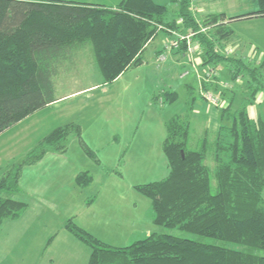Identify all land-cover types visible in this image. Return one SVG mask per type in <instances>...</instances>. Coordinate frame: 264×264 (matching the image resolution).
<instances>
[{"label":"trees","instance_id":"1","mask_svg":"<svg viewBox=\"0 0 264 264\" xmlns=\"http://www.w3.org/2000/svg\"><path fill=\"white\" fill-rule=\"evenodd\" d=\"M256 1L258 8L249 12L231 16L211 12L199 17L193 0H172L178 4L173 14L168 4L157 0H121L117 6L68 0H0V133L57 99L54 77L58 63L69 59L75 49L91 45L103 81L108 83L141 65L146 45L161 30L170 37V30L192 31L193 40L202 47L198 78L187 83L190 97L186 112L165 121L162 147L170 172L135 187L151 199L154 223L243 248L158 232L116 246L69 218L65 227L90 248L87 264H264V254L258 252L264 250V117L250 112L257 95L264 94V54L256 64H250L221 49L236 32L233 21L264 17V0ZM178 49L181 52H174L176 55L187 54L186 40ZM221 66L227 69L224 75L233 87L223 81ZM172 86L153 90V104L177 102L180 93ZM207 92L228 101L220 108L217 130L204 122L206 110V114L197 111L198 101L209 104ZM238 92H243L242 100L236 104ZM195 113H201L204 121L200 120V140L193 147ZM71 134L96 157L80 124L70 122L54 128L0 176V226L28 209L27 201L9 195L21 191L24 168L49 152L66 151ZM92 180L87 170L76 176L82 188Z\"/></svg>","mask_w":264,"mask_h":264},{"label":"rangeland","instance_id":"2","mask_svg":"<svg viewBox=\"0 0 264 264\" xmlns=\"http://www.w3.org/2000/svg\"><path fill=\"white\" fill-rule=\"evenodd\" d=\"M159 1L168 4L171 14L178 8V4L172 0ZM258 6L256 0H193V10L199 17L211 12H225L231 16L255 10ZM182 21V18L178 19V22ZM232 24L237 32L224 42L221 49L256 64L264 54V17L243 19ZM163 28L160 26V29ZM170 32L171 37L165 31H159L145 57L151 54V58L162 41L165 51L179 48L180 45L175 47L171 42L179 34L185 33L177 30ZM71 52V57L64 63L70 66L71 62L76 61L84 62V65L81 70L79 66L69 67L75 73L73 79L61 75L58 81L62 83H59L56 95L65 96L0 133V176L50 131L70 122L81 125L82 136L96 157L87 153L77 135L71 134L66 151L49 153L38 167H32L31 170L42 169L32 175L33 193H9L10 196L26 200L29 206L21 217L6 219L0 226V264H87L90 248L65 227L69 218L116 246L129 245L152 232H158L242 249L243 246L234 242H223L179 227L154 223L151 199L135 187L139 183L162 179L170 172L162 147L167 134L166 125L163 124L166 118L162 109L152 106V91L172 84L173 89L179 91L180 99L169 108L174 114L185 113L190 95L187 85L183 83L191 77L188 75H192V72L180 71L175 64L176 72L169 73L168 82H164L159 73L163 72V66L171 58L165 54L164 60L159 56L160 65L156 64L158 68L154 71L151 60L146 58L148 63L144 66L132 67L112 82L99 83L96 81L103 77L91 45ZM226 70L222 71L223 78H227L223 81L230 82L229 77L224 75ZM182 73L187 75L183 77ZM195 74L198 78L199 73ZM94 83L99 84L80 91L81 87ZM229 84L227 87L234 86L232 82ZM224 87L221 83V88ZM242 93L238 92L236 104H239ZM220 102L211 106L214 104L205 101V107L200 108L203 102L198 101L197 111L204 110L205 113L208 106L210 113L217 110L220 116V108L227 106L228 101L221 95ZM256 102L250 107L251 115L264 117L263 93L257 95ZM208 116L204 121L201 113L194 114L197 125L193 126L191 146H197L200 120L207 122ZM83 170L89 171L93 180L82 188L76 176ZM258 252L264 254V250Z\"/></svg>","mask_w":264,"mask_h":264},{"label":"crops","instance_id":"3","mask_svg":"<svg viewBox=\"0 0 264 264\" xmlns=\"http://www.w3.org/2000/svg\"><path fill=\"white\" fill-rule=\"evenodd\" d=\"M68 1H81V2L83 1V2H90V3H99V4L101 3V4L110 5V6H117V4L121 0H68ZM253 18H255V17H253ZM249 19H251V18H249ZM234 22H236V21H233L232 23H234ZM232 23H231V25H233ZM236 32H237V30H236ZM154 39H152L151 41H149V43L146 45L145 50H144V53H143V60L144 61L139 66H142V65L144 66L146 63H148L147 60H146V58H149L151 54L148 57H145V56H146V53H147V49L150 48L151 44L155 41ZM193 43H194L195 48H196V51L195 52H192L191 53V52L187 51V54L181 55L180 53H178V55H176L174 52H181V50H179L178 48H173L171 51H168V50L165 51L164 50V44H163V41H162L161 44H158V47L155 48L154 53L152 54L151 58H149V60H151V62H152L151 63V67H152L153 71L156 70V68H158L157 65H160L158 63V56H159L158 55V52H162L163 53L165 51V54H167V56H171V58H170L169 61H166L165 66H163L164 67L163 72L159 73V76L162 78V80L164 82L167 81V78L169 77V73H171V74L172 73L173 74L175 73L174 72L175 69H174V66H173L175 64L179 65V67H182L183 71L184 70L185 71H188V70L190 71V69H191L190 72H192V75L191 74L188 75V76H191V77L188 78L187 80H185L184 81L185 83H183V84H186L187 85V83L189 81L197 80V76H196L195 72L197 71V66L200 65V64H202V58H201L202 47H201V45L197 41H194L193 40ZM64 62L65 61L58 63V66H59L58 67V71H57L56 76L54 77V83H55V89L56 90H57V88H59V83H62L61 81H58L62 77L61 75H64L66 78L68 77L70 79H73L74 78L73 74H75V73H72V71L69 69L70 66L73 67V68H76L77 66H79L80 67V70H81V66L84 65V62H76L75 61V62H71L69 64L70 66H68ZM154 64H155V66H154ZM61 66H63V69L62 70H61ZM221 68H222L221 71H223V69H225L223 66H221ZM63 72H70L71 74H67V75L66 74H62ZM76 73H78V72H76ZM184 73H182L181 76L185 77L187 75V74H184ZM70 75H72V76L70 77ZM171 78L172 77L170 75V79ZM225 79L227 80V78H225ZM67 80H69V79H67ZM100 81L101 82H104L103 79L102 80H99V81H96V82L101 83ZM169 82H172V81H169ZM99 83H94V84H90V85H86L84 87H81L82 89L80 91L87 90L89 88L95 87ZM56 97H57V95H56ZM63 97L62 96L61 97H57V99L55 101L49 103L48 105H51V104L55 103L56 101L60 100ZM173 105H174V103L171 104V105H168V106L167 105H163V103H161V104H159V106H157V105H154L153 102H152V106H154L156 109L160 108V109H162L164 111V114L163 115H164V118H166V119L174 114L173 113V110L169 108V107H171ZM201 105L203 107H205V103H202ZM47 106H45V107H47ZM45 107H43V108H45ZM40 109H42V108H40ZM166 110H167V112H166ZM206 111H207V114L209 115L208 116V121H207L208 122L207 123V126L210 129H213V127H214V130L218 129V127L220 125L219 112L217 110H212V112L210 113V108L208 106H207V110ZM166 119H163L164 120L163 121V124H165ZM49 153H52V152H49ZM49 153H47V154H49ZM53 153H56V152H53ZM39 162L36 163V164H34V165H28V166H26L24 168L23 175H22V178H21V187H22V189H21L20 192H18L19 194H24V195H27L28 194L29 195V194H32L33 193L32 190L34 188H33V184H32V178H33L32 175H33V173L35 171L39 172V171H42V169H38V170H31V169H33L32 167H38L37 165H39ZM26 169H28V170H26ZM27 175H28V178L26 179ZM24 181H26V186H24ZM36 181H37V178L34 179V182H36ZM24 213H26V211Z\"/></svg>","mask_w":264,"mask_h":264},{"label":"built area","instance_id":"4","mask_svg":"<svg viewBox=\"0 0 264 264\" xmlns=\"http://www.w3.org/2000/svg\"><path fill=\"white\" fill-rule=\"evenodd\" d=\"M203 30L206 29V27H203L202 28ZM194 34V32L190 31L186 34H179L177 37H175L172 42H171V45L172 46H179L180 45V42L182 40H186L187 44H188V51L189 52H195L196 51V48H195V45L193 43V38H192V35ZM165 54L161 55L162 59H165ZM205 97L208 101H210L211 103H213L214 105H218L220 104V96L217 95L216 93L214 92H207L205 93Z\"/></svg>","mask_w":264,"mask_h":264}]
</instances>
